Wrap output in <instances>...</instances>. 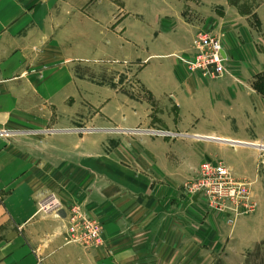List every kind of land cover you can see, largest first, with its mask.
<instances>
[{
    "label": "crops",
    "instance_id": "obj_1",
    "mask_svg": "<svg viewBox=\"0 0 264 264\" xmlns=\"http://www.w3.org/2000/svg\"><path fill=\"white\" fill-rule=\"evenodd\" d=\"M190 1L226 35L224 79L178 59L193 30L171 3L120 48L112 2L0 0V264H244L264 241L262 210L228 222L182 189L215 140L264 136V0ZM122 55L141 66L81 72ZM48 196L58 211L38 212ZM73 206L101 226L98 247L65 243Z\"/></svg>",
    "mask_w": 264,
    "mask_h": 264
},
{
    "label": "rangeland",
    "instance_id": "obj_2",
    "mask_svg": "<svg viewBox=\"0 0 264 264\" xmlns=\"http://www.w3.org/2000/svg\"><path fill=\"white\" fill-rule=\"evenodd\" d=\"M103 1L112 2L119 8L116 12H114L115 14L113 15V23L111 24L110 22L104 28L112 30L118 24L117 27L119 29L118 35L120 40V48L122 46V37H145L149 32V23L155 21L156 23H158L157 20L161 18L160 16H158L160 11H165L163 5L162 10L158 9L159 3L166 2L171 3L175 11L183 12V18L185 19V22L192 26L191 28L193 30V38L199 34L207 35L208 37H214L222 46L224 42L223 40L226 36L224 31L220 27H218V25L205 26L204 17L188 7V3L191 2L190 0ZM235 1L238 2V0ZM150 4H154L155 9L150 8ZM128 7H131L132 9H129ZM218 12L220 13V11H216V16H219ZM115 19H117V23H115ZM151 27H153V25ZM137 51L138 50L136 49V52ZM123 57L125 56L122 55L117 59L104 57L97 59H88L85 63L87 68H85V70L81 68V72H83V75L87 76L88 79H93L96 77L97 81H99L98 78H100V76L102 75L104 81H109L112 77V73L116 71L113 69L114 67L128 66L134 67L136 69L141 66V63H139L138 60H136V62H131L127 61V59ZM224 67L226 68L228 74L218 79H224L229 75L227 61L225 62ZM254 89L256 90L257 94L264 98V74H262L261 76L257 75V78L254 82ZM220 140L226 141L224 139ZM248 140L259 142L252 143L253 145L264 146V136L262 138H252ZM212 161L223 163L231 170L233 175L238 180L249 183L251 194L257 203V209L264 212V149L245 146H232L228 144H216ZM245 256L246 260L244 264H264V241L247 252Z\"/></svg>",
    "mask_w": 264,
    "mask_h": 264
},
{
    "label": "built area",
    "instance_id": "obj_3",
    "mask_svg": "<svg viewBox=\"0 0 264 264\" xmlns=\"http://www.w3.org/2000/svg\"><path fill=\"white\" fill-rule=\"evenodd\" d=\"M193 56L185 59L178 56L190 71L206 79H218L228 74L224 67L227 61L222 46L214 37L199 34L192 40ZM183 194L201 196L209 208L227 216L228 222L252 214L257 209L250 184L238 180L221 162L206 161L200 164L196 176L182 186ZM59 204L53 196L41 199L38 212L43 214L58 211ZM65 243L76 244L86 250L98 247L102 241V229L97 221L88 217L78 206L69 210L65 225Z\"/></svg>",
    "mask_w": 264,
    "mask_h": 264
},
{
    "label": "water",
    "instance_id": "obj_4",
    "mask_svg": "<svg viewBox=\"0 0 264 264\" xmlns=\"http://www.w3.org/2000/svg\"><path fill=\"white\" fill-rule=\"evenodd\" d=\"M222 54H223V56H225L224 53H222ZM87 131H96V130H87ZM196 138H198V137H196ZM207 140H214V139H207ZM215 141L222 142V143L232 145V146H245V147H252V148H257V149H264V146H254V145L234 143V142H228V141H219V140H215Z\"/></svg>",
    "mask_w": 264,
    "mask_h": 264
},
{
    "label": "bare ground",
    "instance_id": "obj_5",
    "mask_svg": "<svg viewBox=\"0 0 264 264\" xmlns=\"http://www.w3.org/2000/svg\"><path fill=\"white\" fill-rule=\"evenodd\" d=\"M223 49V48H222ZM217 140H219V141H221L220 139H217ZM228 142H234V143H242V142H235V141H228ZM242 144H248V145H253L252 143H242ZM254 146H256V145H254Z\"/></svg>",
    "mask_w": 264,
    "mask_h": 264
}]
</instances>
